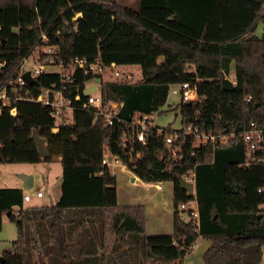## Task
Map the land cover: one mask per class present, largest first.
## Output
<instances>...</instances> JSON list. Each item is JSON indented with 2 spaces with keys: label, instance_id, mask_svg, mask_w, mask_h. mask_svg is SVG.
<instances>
[{
  "label": "trees",
  "instance_id": "1",
  "mask_svg": "<svg viewBox=\"0 0 264 264\" xmlns=\"http://www.w3.org/2000/svg\"><path fill=\"white\" fill-rule=\"evenodd\" d=\"M263 21L264 0H138L136 11L115 0H0V87L44 45L56 47L64 65L79 57L141 70L133 82L100 80L102 106L122 103L111 124L78 106L86 100L84 83L96 78L78 69L63 91L74 108L70 121L57 122L53 108L40 102H16L14 116L0 107V163L58 155L62 168L61 195L52 205L24 206L20 188H0V223L8 213L17 229L0 264H36L34 255L46 264H181L199 236L211 241L204 264H259L264 150L255 151L261 160L246 164L241 134L251 123L264 126V28L255 35ZM231 72L233 83L226 79ZM184 82L195 84L201 100L180 101V128L153 126L138 141L134 115L162 114L169 87ZM51 85H62L58 74L40 75L26 89L36 95ZM188 124L234 136L194 146L195 137L183 130ZM32 129L45 138L47 157L38 155ZM164 133L177 134L170 145L180 147L176 156ZM105 148L140 180L172 183L171 233H146L144 207L117 203L115 176L102 163ZM190 171L192 195L179 182ZM191 199L197 227L177 210Z\"/></svg>",
  "mask_w": 264,
  "mask_h": 264
},
{
  "label": "built area",
  "instance_id": "2",
  "mask_svg": "<svg viewBox=\"0 0 264 264\" xmlns=\"http://www.w3.org/2000/svg\"><path fill=\"white\" fill-rule=\"evenodd\" d=\"M78 17V15L76 16ZM42 40L45 43V37L42 36ZM5 61L0 59V71L4 67ZM118 65L111 63L108 66L102 65L99 60L89 62L85 58L75 57L68 64L64 65L58 60V49L53 46L44 45L40 49H35L29 53L17 66L16 70L11 73L4 81L0 87V107H10L9 114L14 116L16 109L13 106L18 101H34L40 102L43 105H47L53 108V116L56 118L57 122L64 118L70 120L72 118V101L70 98L64 97L63 91L67 90V85L72 83V74L76 69L82 71L85 75L91 74L96 78L88 80L84 83L83 94L85 90H88V93L85 95L86 100L82 101L78 106L83 110H94V114L102 116L104 122L111 124L114 119H117V114L119 108L122 106V103H115L110 101L107 103V106H102L101 93L99 86L93 83V80H102L101 75L105 70H109L113 76L116 78L112 82H126L131 79V74L122 73L118 69ZM28 73V76L32 81L43 74H58L62 79V85L57 88L55 85H51L48 88H43L38 90L37 94H32L26 86L29 82L25 80L23 75ZM228 79V76L226 77ZM229 80V79H228ZM103 81V80H102ZM233 83V81H231ZM170 92L173 95H177L180 98L181 102L184 103H198L201 99L197 94L195 84L190 82H184L176 87L172 88ZM75 102H79V96L74 97ZM246 101H250V97ZM131 125L137 128L136 139L140 142H144V132L153 127L149 115H140L136 114L131 120ZM57 125L51 128L52 131L57 130ZM186 134H191L195 137V140L199 144H205L208 141L218 140L221 143H226V141L234 136L233 133L228 135H219L212 132L199 131L198 127L192 126L191 124L186 125L183 128ZM160 131V129H158ZM242 139L245 142V155H246V164L252 161L261 160V157L255 154L256 150H264V126H258L256 123H251L250 128L244 131L242 134ZM164 142L167 146L168 153L176 156L180 150V147L177 145L170 146L174 140L177 139L176 133H164L163 134ZM194 140V141H195ZM195 146V145H194ZM113 160L118 162L117 157L111 156L110 159L107 158V154H103L102 163L108 164ZM187 181H190L194 184V175L193 172H189L182 176ZM194 194L193 192L190 194ZM41 197L43 195L42 190H36L34 194L23 193V200L29 201L31 196ZM177 210L180 213H184L187 220H193V224L198 226V211L196 201L191 199L187 201L180 202L177 206Z\"/></svg>",
  "mask_w": 264,
  "mask_h": 264
},
{
  "label": "rangeland",
  "instance_id": "3",
  "mask_svg": "<svg viewBox=\"0 0 264 264\" xmlns=\"http://www.w3.org/2000/svg\"><path fill=\"white\" fill-rule=\"evenodd\" d=\"M259 29L260 28L258 26V30L256 32H258ZM260 36L261 35H259L258 37ZM118 69L124 74L125 73L131 74V79L128 80L127 82H133L141 78V70L140 67L137 65H123V66H119ZM229 77L230 79L234 80L232 72L228 76V79ZM101 78L103 81H107V82H112L116 80V78L109 70H105L104 73H102ZM93 83L99 86L98 80H93ZM179 103H180V98L177 95H170L167 100V103L160 108V110L163 111L162 114H158L156 111L149 115L152 124L157 127L169 126L173 130H178L180 128V118L179 115H177V109ZM197 144L198 142L195 140L194 145L196 146ZM52 160L53 161H50L49 159L47 160V162L42 163V164H46L50 162L48 166L52 168L51 171L55 169V160L54 159ZM12 164H13L12 169L13 167L19 166L18 165L19 163H12ZM120 164L121 163L119 162V165L116 166L110 165L111 170L114 171L113 173H115L118 202L120 204H128L138 201L139 199L145 198L147 196L151 197L152 192L157 190L155 188L154 182H152L151 184L140 183V181L131 183L130 182L131 173L124 170L120 171L119 170ZM8 174L11 173L9 172ZM36 175L37 178H41L38 180V183L44 186L46 183L45 179L48 176V169L46 168L42 170L40 173L36 172ZM159 183L164 187L165 192L157 193V197L155 198V201H158L157 206L159 207L160 212H162V216L163 217L166 216V220H167V216H170V213L173 209L172 192L171 190H169V188L171 187V182L161 181ZM32 192L33 191L29 189L27 193L31 194ZM47 199H48V195H45V197L43 198H38L33 195L31 196L29 203L31 204H34V202L49 203ZM129 201H133V202H129ZM134 204H139V203H134ZM180 214L185 216L184 213H180ZM160 231L161 232H155V233H169L168 231H162V229ZM16 236H17V229L15 224L9 221V219L6 217L5 214H2L1 223H0V255L1 252H3L5 249L12 251V240H14ZM210 243L211 241L209 239L199 236L196 240V243L192 245L191 251L184 256L181 264H204L203 252L210 245ZM33 258L36 261V264H46L47 262V260L44 259L43 262L42 260H39V257L37 255H34ZM259 264H264V256L262 257V260L259 262Z\"/></svg>",
  "mask_w": 264,
  "mask_h": 264
},
{
  "label": "crops",
  "instance_id": "4",
  "mask_svg": "<svg viewBox=\"0 0 264 264\" xmlns=\"http://www.w3.org/2000/svg\"><path fill=\"white\" fill-rule=\"evenodd\" d=\"M115 1H119V4L123 8L130 9L133 11L138 10V0H115ZM258 26L260 29L258 32H256L258 30ZM258 26H257L256 31H255V35H257V36H259L263 33V28H264L262 22H260L258 24ZM159 60H158V62L162 61L161 58ZM229 81H233V79H230V77H229ZM174 87H176V85L169 87L167 100H168L170 95H173L170 92V90ZM104 153L107 154V158H108V156H110L107 148H106V150L104 149ZM52 159L55 160V169L52 171H51L52 168L50 166H48L50 162L46 163V164H42V163L47 162V161H39L36 163L20 162L18 164L19 166L13 167V169H12V165H13L12 163H9V162L0 163V188H5V187L20 188L23 193L28 192V190L30 189L33 191L32 194H34V192L36 190L42 189L43 195L41 197H38V198H43V197H45V195H48L47 201L49 203L34 202V204H31V203H29V201H30L29 200V201H23L24 206L55 204L59 200L60 195H61L60 186H61V181H62V168H61V163H60V156L54 155L50 158V161H53ZM40 165H43V166H40ZM110 165H115V166L119 165V161L114 162L113 160H111V162H109L107 164L108 170L110 171L111 174H113L115 176V173H113L114 171L111 170ZM46 168L48 169V176L45 179V182H46L45 185L42 186L41 184L38 183V180L41 178H37L36 172L40 173L42 170H44ZM10 169L14 170V171H11ZM119 170L120 171L124 170V171H128L131 173L130 174V182L131 183H135L136 181L137 182L140 181V183H145V184H151L152 183V182H145V181L140 180L132 171L127 169L122 164H120ZM9 172L12 175L8 174ZM21 174L31 176V178H32L31 179V186H25L24 185L23 180L20 177ZM154 184H155V188L157 190L152 192L151 197L147 196V197L139 199L138 201H135V202L129 201V202H133V203H128V204L129 205H141L144 207V212H145L144 227H145L146 233L153 234L151 232H154V233L155 232H161L160 231L161 229H162V231H168L169 233H171L172 229H173L172 228L173 209L170 213V216H167V220H166V216H164V217L162 216V212H160L159 207L157 206L158 201H155V198L157 197V193L165 192L164 187L159 182H154ZM169 190H171L172 198H173V185H172V183H171V187L169 188ZM135 200H137V199H135ZM117 203L120 204L118 202V200H117ZM134 203H139V204H134ZM14 208H16V207H14ZM6 217H7V215H6ZM195 243H196V241H195ZM7 251H9V250H7Z\"/></svg>",
  "mask_w": 264,
  "mask_h": 264
},
{
  "label": "water",
  "instance_id": "5",
  "mask_svg": "<svg viewBox=\"0 0 264 264\" xmlns=\"http://www.w3.org/2000/svg\"><path fill=\"white\" fill-rule=\"evenodd\" d=\"M23 77L25 78V80L27 82H32V79L29 78L28 73H25L23 75ZM88 93V90L84 91V94L86 95ZM30 139L33 140L36 149H37V153L40 157H47L48 156V152H47V148H46V142H45V138L39 136V134L37 133L36 129H32L31 135H30ZM111 156H108V159H110ZM20 177L23 180V183L25 186H31V176L30 175H25V174H21ZM180 185L187 191V193L190 195L193 192L194 189V184L190 181L185 180L184 178H180L179 180ZM8 215V213H7ZM215 217V212H212V218ZM0 260H2V256H0Z\"/></svg>",
  "mask_w": 264,
  "mask_h": 264
}]
</instances>
